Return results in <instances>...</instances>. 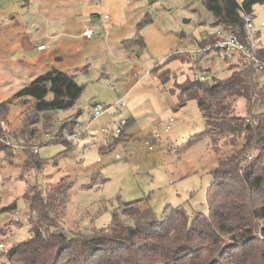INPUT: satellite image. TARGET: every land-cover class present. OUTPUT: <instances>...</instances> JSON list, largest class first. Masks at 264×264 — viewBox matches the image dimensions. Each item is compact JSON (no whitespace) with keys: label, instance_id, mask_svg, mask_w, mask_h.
Returning a JSON list of instances; mask_svg holds the SVG:
<instances>
[{"label":"rangeland","instance_id":"1","mask_svg":"<svg viewBox=\"0 0 264 264\" xmlns=\"http://www.w3.org/2000/svg\"><path fill=\"white\" fill-rule=\"evenodd\" d=\"M203 1L53 0L56 10L51 13L47 9L43 13L39 10V4L33 6L31 0L30 3L24 0L0 4V105L18 92L23 83L20 65L14 67L13 63L10 66L2 64L9 58L8 52L15 41H23L16 38L23 29V33L18 36L23 37L25 33L23 38H29L33 55L37 54L40 44L51 47L44 28L50 21L54 25L55 17L60 16L69 20L78 16L72 21L82 24L85 16L95 19L90 16L91 12H98L103 19L115 13L120 20L124 19L127 26L121 27L117 20L118 23L111 28L110 37L116 39L121 28L133 27L134 34L130 38L138 40L134 46L136 64L128 58L126 61L124 57L120 58V55L126 54L124 51L117 55V60L114 57L108 59L109 49L118 47L111 45L108 48L101 38V43L85 49L80 46L82 41L78 39L80 45L77 49L66 52L88 69L86 73L79 74L77 79L84 86V92L74 109L84 112L80 117V122L85 123L81 129H86L90 121L89 112L93 101L114 106L120 98H125V106L117 122L129 120L132 114L135 122L128 124L120 140L117 141L118 138L113 135L107 138L92 135L98 129L110 126L114 112L105 114L103 122V118L96 120L90 134L78 136L70 145L66 141H52L48 136L60 137L62 133L66 137L71 127L63 128V124L74 118V110L56 112L55 122L48 130L41 119L37 124L39 137L28 142L16 138L23 136L20 104L12 106L5 117L0 115V143L7 144L8 140L10 147L0 149V243L5 244L4 251L32 235L30 223L35 218L29 216L30 205L25 198L31 187L49 190L51 186L66 181L74 182L71 201L61 208L58 215L62 227L68 233L80 230L88 234L104 229L112 222L114 212L125 203L138 200L145 202L157 217H161L169 205L182 207L189 215L199 211L209 213L207 194L214 181L212 171L219 162L232 158L240 151L245 135L240 133V128L237 131L236 123H221L214 134L206 133L211 125L203 117L197 101L179 105L180 86L187 81H194V63L184 58V54L176 55L175 50L193 49L205 34L216 31L215 26H212L213 18ZM238 1L243 3L245 0ZM147 16L153 24L144 22ZM254 16L257 21L264 18V3L254 7ZM74 26L73 23L69 28V35L80 38V30ZM97 38L94 37V41ZM121 45L122 42L119 43ZM90 50L94 53L92 58L87 54ZM99 55L107 58L105 67L112 69L109 79L102 78L103 58H97ZM242 60L238 55L232 61L211 55L202 59L201 66L222 80L231 76ZM159 66L170 72L168 81L163 82L155 71ZM5 69L11 71L5 73ZM147 72L150 74L147 75ZM257 81L259 91L264 95V74L257 75ZM235 112L246 118L257 116L264 112V99L253 106L251 115L247 100L241 99ZM9 130L16 137L9 136ZM157 135L160 137L157 138ZM200 135L203 136L200 138ZM104 139L113 145L111 149L105 150L99 146ZM151 145L153 151L149 150ZM35 146L37 154L32 150ZM117 156L121 158L117 159ZM252 157L249 155L248 160ZM32 160L39 161L41 168L25 167L27 161L32 165ZM20 174H23L24 179L20 178ZM10 205H16L13 214L1 211ZM17 226L20 228L16 229ZM0 264L13 263L6 253H0Z\"/></svg>","mask_w":264,"mask_h":264},{"label":"trees","instance_id":"2","mask_svg":"<svg viewBox=\"0 0 264 264\" xmlns=\"http://www.w3.org/2000/svg\"><path fill=\"white\" fill-rule=\"evenodd\" d=\"M203 3L213 18L212 26L244 38L245 24L239 11L254 14V7L264 0L243 3L204 0ZM219 40L216 32L207 33L196 46L214 45ZM136 41L130 40V44L136 45ZM259 56L264 60V47ZM155 71L163 82L169 80L170 72L162 70V66ZM257 75L255 68L242 60L228 78H214L207 83L187 81L180 87L179 105L197 101L211 125L206 133L214 134L221 123H236L237 131L240 128V133L245 135L240 151L219 162L212 171L214 181L207 194L208 214L199 211L189 215L184 208L169 205L157 217L145 202L138 200L125 203L114 212L112 222L104 229L88 234L80 230L68 233L58 215L71 201L74 182L66 181L49 190L31 187L25 198L30 205L29 216L35 218L30 223L32 235L0 253H6L13 264H62L64 259V264H264V112L251 115L253 106L264 99ZM83 92L84 86L75 76L51 69L3 103L0 114L8 112L12 104H20L24 108L20 118L23 137L27 142L37 140L40 135L37 124L41 119L48 130L55 122L54 114L72 110ZM241 99L249 104L248 118L235 112ZM78 121L69 119L63 128L69 126V132H73ZM55 141L66 140L61 133ZM4 148L10 147L0 143V149ZM249 155L253 156L251 160ZM28 163L25 167L41 168L39 161ZM15 209L16 205H10L2 212L13 214Z\"/></svg>","mask_w":264,"mask_h":264},{"label":"crops","instance_id":"3","mask_svg":"<svg viewBox=\"0 0 264 264\" xmlns=\"http://www.w3.org/2000/svg\"><path fill=\"white\" fill-rule=\"evenodd\" d=\"M22 1H24V0H0V4L4 5V4H8V3L22 2ZM25 1L27 3L28 2L30 3V0H25ZM31 3L33 4V6H36V4H39V6H40L39 10H41L43 13L45 12L46 9L48 10L49 13L56 10V6L54 5V4H56V2H53V0H31ZM90 16L95 17L98 20L97 24H99L100 28L102 29L101 34L97 38V40H95V41H94V39L87 40L83 37V29H84L85 24L89 23V21L90 22L92 21L91 19H88V16L84 17L82 24H80L79 22L72 21L74 19L76 20L78 18V16L73 17L71 20H69V18H67V17H62V16L57 17V18L55 17V22H54L55 24L52 25V23L50 21V22H48L47 27L44 28V33L47 34L49 39H50V46L51 47L49 48L48 45L40 44L37 47L38 52L35 55H33V53H32L33 50H31V48L33 47V45L31 44L32 42H30L29 38H27V39L23 38L25 33L23 34V37L18 36V35H21L23 33L24 29L22 30V32H19L20 34H18L17 35L18 37L16 36V38L23 39V41H21V42L15 41L14 45L11 48V51L8 52L9 58H7L2 64H3V66H7V65L13 63L14 67H19V65L21 66L20 68L23 69V74L20 78L23 79V80H21L23 83L21 85L20 90L23 89V87L25 85H27L28 83L37 79L38 74L43 75L51 69H58L59 71H62V72L67 73L69 75L75 76L76 80L78 79L79 74L86 73L88 71V69H85L86 67H84L83 63L81 61H79L76 57L68 55L66 53L67 51L72 52V50L77 49V47L80 45V43L77 42L78 39H80L82 41L80 46H84V49L87 47L94 46L98 43H101V39H102V40H104L103 43L107 44L108 48H110L111 45H115V47H118L117 49L116 48H113V49L110 48L109 49L108 52L110 54H108V59H111V57L113 59V57H114V59L117 60L118 59L117 55H120V52L124 51L126 54L120 55L121 59H122V57H124L125 61L128 58L130 62H132L134 64L137 63L135 56H134V53H135L134 46L135 45L130 44L131 43L130 40H134L133 37L130 38V36H133V34H134L133 27H131L129 29L128 28H121V31L119 33V37H115L116 39H114V38L110 37V35L112 34L111 28L115 27V25L118 23L117 20H119L121 27L123 25L127 26L126 23H124V19L120 20L115 15V13L113 15L108 16L111 18V21H107L105 18L103 19L98 12H91ZM145 21L146 22L149 21L150 24H153V22L150 21L148 16H147V18L144 19V22ZM73 23L75 24L77 29L80 30V38L73 37V36L69 35L71 33L69 31V28L72 27ZM35 28L38 30L37 25H35ZM64 36H67V37H64ZM127 36H129V37H127ZM120 42H122L121 46H119ZM42 45H45L46 48L44 50L40 51L39 47H41ZM65 46H67V49L65 48ZM194 47H196V45ZM30 52H31V54H30ZM85 52L87 53V51H85ZM27 54H29L28 57H27ZM87 54H89L91 58L94 56V53L91 50ZM13 57H16V58L12 59ZM97 58H103V60L101 62V64L104 67L102 69L104 72L101 74L103 76L102 78L103 79H105V78L109 79L110 75H112V69H110V67H105L108 64V61L106 63L107 58H105L103 55L100 57H97ZM184 58L190 59V57H188V56H186ZM28 65H29V68H28ZM6 71H11V70L5 69V73H6ZM149 74L150 73L147 72V75H149ZM18 92H16V93H18ZM16 93H14L12 95V97L8 98L5 102H8L10 99H12ZM163 93L166 94L168 92L164 91ZM120 99H122V98H120ZM5 102H3V103H5ZM96 104H102V103L97 102V101L92 102L91 110L89 112L90 119L92 117L93 109H94V106ZM15 105L17 106L18 103L16 102V103L12 104L10 106V108L12 106H15ZM18 106L22 109V111L24 110V108L22 106H20V105H18ZM75 107L72 110H74ZM9 111H10V109L8 110V112L0 114L1 117H5L9 113ZM78 113H81V115L77 116ZM83 113L84 112L80 109L74 110L73 116H72L74 118H72V119L73 120L78 119L80 121V117L83 115ZM130 114H132V113H130ZM131 116L132 117L129 118V125H131V123L133 121L135 122V116H133V114ZM102 118H103V120H102V122H103L105 117H102ZM105 121H107V120H105ZM16 130H15V132H16ZM10 135L15 136L9 130V136ZM101 136H103V135H101ZM108 136H103V137L107 138ZM19 137L20 138H18V137H16V138L17 139H21V138L24 139V137L22 135ZM116 140L118 141L120 139H116ZM99 146L105 150L111 149L113 147V145L109 144V141L106 139H104L103 142L101 141ZM29 160H30V158H29ZM20 178L24 179L23 174H20ZM2 210H4V208ZM9 218H10V216L7 219H9Z\"/></svg>","mask_w":264,"mask_h":264},{"label":"built area","instance_id":"4","mask_svg":"<svg viewBox=\"0 0 264 264\" xmlns=\"http://www.w3.org/2000/svg\"><path fill=\"white\" fill-rule=\"evenodd\" d=\"M240 18L244 21V38H241L236 33H227L223 28L216 27V34L220 37V40L214 45L199 47L196 46L193 49L184 48L183 50H175V54H186L190 56L191 60L194 63L193 66V76L194 81L200 83H207L212 81L215 76L207 70H203L201 66V61L204 58H208L211 55H214L222 60L232 61L233 58L238 55L244 60L248 61L258 72L259 74L264 73V60L260 58V50L264 47V18L256 20L254 14H247L243 10L239 11ZM107 21H111V18L108 17ZM98 20L95 18L91 22L85 24L83 29V37L87 40H91L94 37H99L102 29L97 27ZM97 28V29H96ZM45 45L39 47V50H44ZM134 61V60H133ZM125 102L124 99H121L114 106H107L104 104H97L94 106L93 114L86 125V129L82 130L81 126L84 125L81 122H77L73 132H68L66 137L63 136L68 143L72 144L75 142L78 136L86 137L91 133V130L94 126L96 120L102 118L105 114L114 112V118L109 127H103L98 129L96 132H93L92 135H113L116 138L121 137L125 133V128L129 124V120H120V123L117 122L118 118L121 117V109L124 108ZM173 121V119H171ZM54 140H58L59 136H48ZM157 138L160 136L157 135ZM157 140V139H156ZM8 145V140H7ZM9 146V145H8ZM33 152L37 154L38 149L35 146ZM149 150L153 151V145L149 146ZM120 156H117V159H120ZM101 160L99 159L98 162ZM31 237V236H30ZM5 248L4 243H0V250Z\"/></svg>","mask_w":264,"mask_h":264}]
</instances>
